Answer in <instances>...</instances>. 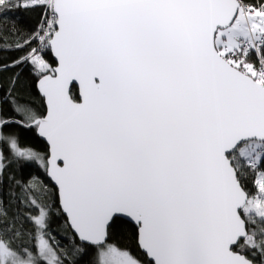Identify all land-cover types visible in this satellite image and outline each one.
<instances>
[{
    "label": "snow or ice",
    "instance_id": "obj_1",
    "mask_svg": "<svg viewBox=\"0 0 264 264\" xmlns=\"http://www.w3.org/2000/svg\"><path fill=\"white\" fill-rule=\"evenodd\" d=\"M11 12L36 23L0 35V264H264V0Z\"/></svg>",
    "mask_w": 264,
    "mask_h": 264
},
{
    "label": "trees",
    "instance_id": "obj_2",
    "mask_svg": "<svg viewBox=\"0 0 264 264\" xmlns=\"http://www.w3.org/2000/svg\"><path fill=\"white\" fill-rule=\"evenodd\" d=\"M35 23H36V16L34 13H18V12L8 13L6 15L0 16V29L3 30V31H0V35H3L5 39L7 40V42L11 44L16 39H18V37L11 36L8 34V30L12 28L13 24H15V28L19 30V32L21 33L20 38H22L23 34L27 33V31H29L32 27L35 26ZM18 55H20L19 52H15L11 50L6 51L4 53H0V57L9 58V59L12 56H18ZM16 71H20V70L16 69ZM10 76H12V71L0 73V85L6 88L8 86V77ZM21 79L25 83V87L23 88V94H24L25 99L30 100L35 107L42 109V98L38 94L37 89L32 86V78L29 77L26 69ZM37 139L39 138L27 137L26 142L35 144L37 147H40V145L36 143ZM40 171H41V178L45 180L47 183H49V185H51V182L49 181V179L42 174V170ZM35 173H36V169L31 168V169H25L23 172V175L24 176H28L29 174L35 175ZM56 199L58 203V197H56ZM12 203H13V207L11 210L15 211L16 210L14 206L15 202L13 201ZM56 219L59 224L63 223L62 218L56 217ZM57 230H59V228H57ZM116 240L121 244H126V245L133 246V247L135 246V240L133 238V233L131 230L123 232L121 235L116 237Z\"/></svg>",
    "mask_w": 264,
    "mask_h": 264
},
{
    "label": "water",
    "instance_id": "obj_3",
    "mask_svg": "<svg viewBox=\"0 0 264 264\" xmlns=\"http://www.w3.org/2000/svg\"><path fill=\"white\" fill-rule=\"evenodd\" d=\"M50 181V180H49ZM51 182V181H50Z\"/></svg>",
    "mask_w": 264,
    "mask_h": 264
}]
</instances>
